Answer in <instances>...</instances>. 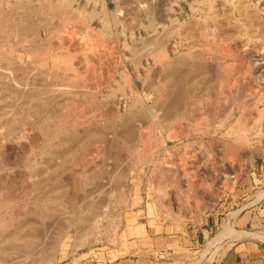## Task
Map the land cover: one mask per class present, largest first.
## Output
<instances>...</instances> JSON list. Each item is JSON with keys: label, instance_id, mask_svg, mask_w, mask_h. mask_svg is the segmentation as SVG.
I'll list each match as a JSON object with an SVG mask.
<instances>
[{"label": "bare ground", "instance_id": "bare-ground-1", "mask_svg": "<svg viewBox=\"0 0 264 264\" xmlns=\"http://www.w3.org/2000/svg\"><path fill=\"white\" fill-rule=\"evenodd\" d=\"M75 1L77 2V0H0V157L4 160L8 158H22L23 156H36L41 159L44 157H52L62 160L71 159L77 155H85L89 156V158H91V155L111 159L123 158V160L135 157V159L139 160L146 154L150 156L155 155L159 142L172 137L174 138V136L179 134L177 131L178 128L175 126V122H177L175 119L178 115L179 108H183V105H181L183 100L184 102L187 100L183 99V97L186 98L183 95L192 90L196 84H204L208 90L213 85V78H215L216 71L212 65L210 66L207 63V65L187 66L185 62L181 61L180 56L173 53V51L176 52V49L170 47V41L175 36V32L179 28L177 26L179 23L177 19H172L170 16L174 9L170 3L168 6L165 0H113L115 2V8L111 9L109 0H86L84 6L76 5L77 7L74 5ZM239 2V5H241L239 8H241L247 1L245 2L243 0L245 2L244 4L241 0ZM91 4H94V8L89 10ZM258 4L259 2L248 3L244 7L247 9L246 12L242 8V13L239 16L246 15L250 21H253L254 27H260L264 34V17ZM238 6L236 9H239ZM31 15L34 16V18L32 17V21L30 19L31 17H29ZM95 19L98 21L99 25L97 26L99 27L94 26L93 20ZM77 33L81 34L78 38L80 44L76 43V40L74 42V36ZM107 33L115 35L118 44L114 45L115 43L113 44L111 41L112 44L110 42L111 46H109V50L106 51L105 56L101 57L97 49L103 46L104 41L107 40H102ZM177 33L179 34V32ZM222 35H228L223 28L214 33L216 37ZM58 46H65L66 50L64 52L61 51V53L57 50V52H54ZM199 56L201 59L209 58L205 53ZM251 56L254 58L256 55ZM144 59L149 63L146 68L147 73L143 80L144 83H142L145 89L139 90L136 87V83L138 78H142L141 68L144 65ZM151 60L153 63H150L152 62ZM260 60L259 56H257L256 61ZM246 61V56L243 55L241 62L244 64ZM48 62L50 63V68H47L49 67L47 66ZM216 64L218 63L216 62ZM243 64L239 67L240 75L232 83L230 79V83L228 84V93L234 109L227 112L229 114H226V118V115L224 116V120L233 117L235 119L237 118L236 123L238 122V124H233V122L229 129L226 127L228 134L236 135V133H239L236 126L242 124L248 128L246 129L249 131V135L255 133L258 140L264 136V107L261 109L258 108L259 112L257 114L260 120H256L253 116L256 110L254 111L253 108H255L257 103L256 100L250 99L248 96H251L252 92H254L255 80L258 82L260 89H264V83L260 80L264 76L263 65L256 66L253 60L250 61V65H253L252 67L244 66ZM133 70L136 73L135 75ZM251 71L254 74V79H246V75ZM114 84L116 86L115 89L112 87ZM236 84H239V86L243 84L242 94L241 92L238 94V91V93H233L232 88ZM72 87H74V91H68L67 88L70 89ZM104 87H112V89L109 93H104ZM92 89H94L93 91L97 95V99L95 97L94 101L98 105L95 106L93 103L95 107H84V105L81 107L79 105V97L86 96L88 91ZM218 89L221 88L219 87ZM195 91H197V88ZM118 92L127 103L126 108L123 110L117 104L119 99L115 94ZM211 92L209 94L212 96L213 92ZM200 93L197 95H200ZM208 96V102L211 103L212 101L210 100L212 97L210 95ZM195 97L196 95H194ZM84 101L86 100L84 99ZM200 101L201 99L199 103ZM213 101L215 100L213 99ZM194 102H197V99ZM80 104L82 103L80 102ZM191 104L193 105L192 102ZM198 106L193 107L197 108ZM207 110H204L206 115H210L209 117H212V119L216 117L215 108H210L209 112ZM192 112L195 115L198 113V111L195 113L194 110ZM189 113L191 112L189 111ZM184 114L186 113L183 112L182 115ZM202 115L200 114L199 118ZM221 115L223 114L221 113ZM261 118L263 122H260ZM215 120L213 119L214 125L218 123H215ZM251 120L254 122L252 124H255L253 128L248 127ZM221 121L222 123L224 122L223 120ZM256 121L260 123H255ZM162 126L164 130H162ZM227 133L225 132V135ZM47 140H49V143L46 144ZM91 142L99 146L97 145L98 147L96 149L83 147L84 144H91ZM185 160L187 159L185 158ZM43 162L45 161L43 160ZM4 163H7V161H4ZM110 163L112 166L113 163ZM155 170L154 167L152 173H155ZM141 172L142 170L139 173ZM125 173L127 174L129 172L126 171ZM125 173L122 174V179L119 176H111L110 183L111 181L113 182L112 184L106 182L109 184V187L105 184V189L110 188L109 191H111L113 190L112 187H115V189L119 188L127 196H131L133 189L123 179L125 178ZM41 179H43L41 180L43 182L44 177ZM153 180L156 183L157 179L154 178ZM5 181L2 182L5 183ZM38 181L40 182L39 179ZM69 181L70 183L68 185H70V188L67 193L73 198L75 195H79L80 186L83 184L81 181L85 180L78 181L76 178L70 176ZM8 184L10 185V183ZM64 188L65 186L63 185L54 187L51 192L60 198L62 193H64L63 191H65L63 190ZM140 189L141 182L136 185L135 192L138 193ZM83 195L87 210V215L83 218L88 223H91L95 216L99 214L98 209L101 207L98 208L99 204H97L98 201L96 202L94 197L96 195H93V192H87ZM51 199L54 200L55 197L54 199L51 197ZM141 201L142 195L138 194L134 202L140 203ZM99 202L102 203V200L99 199ZM0 204L2 206V203ZM6 205L7 203L3 206L6 207ZM106 210L107 208H103L101 212H106ZM105 212L99 216H105ZM19 213L21 214V212ZM0 214L5 216L3 213ZM8 214L6 215L9 216ZM21 215L20 217H22ZM3 216L0 217L1 230L6 229L10 224L14 223V218L10 217V219L6 220L7 217L4 218ZM17 222L15 221L16 224H18ZM10 226L12 229V225ZM79 226L81 225L79 224ZM17 228L19 229V227ZM234 230L228 228L226 233L231 234ZM14 233L16 234L17 232ZM6 234L11 235L10 237L6 235V238L3 237L4 235L2 236L7 243V238L10 239L13 236V230L12 234ZM28 235L24 237L19 236L20 238L17 239L22 244L28 245ZM221 235L223 236L224 234ZM56 247L54 245L52 247L50 246L54 250ZM29 248H31L30 245ZM6 252L7 250L1 246L0 253ZM14 260L16 259L14 258ZM14 262L16 263V261Z\"/></svg>", "mask_w": 264, "mask_h": 264}, {"label": "rangeland", "instance_id": "rangeland-1", "mask_svg": "<svg viewBox=\"0 0 264 264\" xmlns=\"http://www.w3.org/2000/svg\"><path fill=\"white\" fill-rule=\"evenodd\" d=\"M239 1L240 0H233V2L232 0H165L168 6L169 3L173 6L174 12L172 11L170 16L172 19H177L179 24L176 25L180 28L177 29L175 36L170 41V47L176 49V52L173 51V53L180 56L181 61L185 62L187 66L207 65V63L210 66L212 65L213 68H215L216 75L215 78H213L214 82L209 88L210 90L206 89L204 84L199 83L193 86L194 89L192 88V90L183 95L186 97H183V99L187 100H185V102L183 100L181 104L183 108H179L178 115L175 119L177 121L175 122V126L178 128L176 129L179 134L174 136V138L172 137L159 142L158 152L156 151L155 155L150 156L146 154L139 160L135 159V157L123 160V158L111 159L93 155H91V158L85 155H77L74 158L62 160L52 157H44L41 159L36 156H23L22 158H8L4 160L0 157V161H2L0 162V203H2V206L0 204V208L2 209L0 213L5 215L3 216L0 214V217H7L6 220L10 219V217L14 218V223L18 221V224H10L12 225V229L10 225V227L8 226L6 229H0V248L2 246V248L7 250L6 253H0V264H66L79 256L85 258L99 257L104 259L107 258L109 254L111 257H117L120 254H126L131 251L129 238L134 235V233L130 230L126 231V223L128 221H137L138 218L139 221H146V223L166 221V224L172 223L174 226L178 224L183 227H193L195 222L201 219V216H203L205 212L214 209V203L220 198L223 199L222 201H226L231 205L236 203L237 205L234 204L235 209L237 206L242 207L247 204L250 196L253 200L264 194V180H262L264 178V136L257 140L255 133L249 135L248 128L241 123L239 124L243 127L241 125L236 126L239 133H236V135L228 134L227 131L230 126H232V123L238 124V122L236 123L237 118L235 119L233 117L224 120V116L229 114L227 112L234 109V105L231 103L228 93V84L230 83V79L232 83V81L240 75L239 67L243 64L241 62V57L243 55L246 56L247 61L243 64L244 66L252 67L253 65H250V61L253 60V62L256 63L254 65H263L262 69L264 71V34L260 27H254L253 21H250L246 15L239 16L243 9H245L243 11L246 12L247 9L244 7H246L248 3L259 2L258 6H260L259 9L262 11V16L264 17V0H244L245 2L247 1L246 3L241 0L243 4L245 3L241 8H239L241 6L239 5ZM85 4L86 0H77V2L75 1L74 3L75 7L84 6ZM109 4L111 9L115 8V2L113 0H109ZM237 6L240 11L236 9ZM93 8L94 4H91L89 10ZM29 17H31V21L34 18L32 15ZM93 23L94 26L99 25L96 19L93 20ZM227 27H229V29H227ZM218 28L226 30L228 35L214 36V33L219 31ZM258 30L261 31L259 32ZM177 32H179V34ZM80 35V33H77V35L74 36V42L77 41L76 43L80 44L78 41ZM102 40L106 41H104L103 46L97 49L101 57L105 56L106 51L109 50L111 41L113 44L115 43L114 45L118 44L117 38L112 33L104 35V39ZM57 48L54 52L57 50L61 53V51L64 52V50H66L65 46H58ZM204 53L209 58L201 59L199 55ZM250 53L256 56L253 58ZM257 56L261 59L260 61H256ZM143 62L144 65L141 68L142 78H138L136 83V87L139 90L145 89L142 83H144L143 80L147 73L146 68L149 64L146 59H144ZM216 62L218 64H216ZM150 63H153V61ZM47 66H49L47 68H50L49 62ZM133 73L134 75L136 74L134 70ZM246 76V79H254L252 71ZM260 80L264 83V76H262ZM112 87L115 89V84L112 85ZM112 87H104V93H109ZM219 87L221 89H218ZM235 87L232 88L233 93L238 91V94H240V92L242 94L243 84H240V86L236 84ZM72 88L67 89L68 91H74V87ZM196 88L197 91H195ZM93 90L94 89L91 91L89 90L86 96L79 97V105H81V107H83V105L84 107H95L98 105V103L94 101L97 95ZM225 90H227V92H225ZM210 92L212 96L209 94ZM199 93L200 95H197ZM115 95L120 100H118V106H120V108L122 107V110L125 109L127 105L125 100L122 99L119 92ZM194 95H196L195 98ZM208 95L212 97L210 100L212 101L211 103L208 102ZM201 96L202 98H200ZM198 98L201 99L200 103V99ZM248 98L256 100L257 104L255 108H253L256 112L253 113V116L256 120H260L257 112L264 107V89H260L256 80L254 92H252L251 96L249 95ZM84 99L86 101H84ZM193 99H197L199 104L194 102L195 100ZM213 99L215 101H213ZM80 102L82 104H80ZM195 105L198 107L194 108L196 107ZM210 108H215L216 117L213 119H216L215 123L218 122L215 125L213 124L214 121L212 117L206 115L205 112L206 109H208L207 111L209 112ZM192 110H194L195 113L198 111V113L195 115ZM182 111L187 114H184L187 118L182 115ZM189 111L191 113H189ZM199 113L201 115L203 114L200 118ZM226 117L227 115L225 118ZM221 120L224 122L222 123ZM263 121L261 118L260 122ZM219 122L222 125H220ZM257 122L258 124L260 123L259 121L255 123ZM252 123L254 122L251 120L248 127L253 128L255 124ZM178 125L180 126L178 127ZM226 127L228 128L227 130ZM161 128L164 130L163 126ZM182 129L185 131L184 133L181 131ZM225 132L227 133L226 135ZM48 141L49 140L46 141V144L49 143ZM247 142L250 143L247 144ZM97 145L98 144H93L91 142V144H84L83 147L96 149L99 146ZM185 158L187 160H185ZM58 159L60 160L58 161ZM106 159H108L107 161L109 162L108 164L111 170L109 166H107ZM12 160H17V162ZM43 160L45 162H43ZM4 161H7L8 164L4 163ZM110 162L113 163L112 166ZM76 163L80 164L78 165ZM54 164L56 165L54 166ZM154 167L157 171L155 170V173H152ZM141 170L142 172L139 173ZM112 171L114 172L112 173ZM126 171L129 173L126 174ZM124 173L125 178L123 179L126 180L133 189L131 196H127L125 192L119 188L115 189V187H112L114 191H109L110 188L107 190L105 189V184L109 187V184L113 182L111 181L110 183L111 176H119V178L122 179V174ZM69 175L72 178H76L78 181L85 180L81 181L83 182V186H80L79 195L77 194L73 198L67 193L70 188V185H68L70 183ZM43 177L44 181L42 182L41 180L43 179L41 178ZM154 178L157 179L156 183L153 182L155 181L153 180ZM256 178L262 181L255 182ZM2 181H5V183ZM140 182V193H136L135 187L137 184H140ZM8 183H10V185ZM3 184H5V187L2 186ZM62 185L65 186L63 189L65 191H63L64 193H62V196L60 195L61 197L59 198L51 192V190H53L54 187ZM89 186H92L93 189ZM87 192H93V195H96L94 197L96 202L98 201V208L101 207V210L98 209L99 214L95 216L91 223H88L85 218H83L87 215L83 194ZM1 194L3 195L1 196ZM138 194L142 195V201L140 203L134 202ZM51 197L53 199L55 197V199L52 200ZM99 199L102 200V203H100L101 201L99 202ZM4 203H7L6 207L3 206L5 205ZM105 207L107 208L106 212L104 211L106 215L103 217L99 216L104 214V212L101 211L103 208L106 209ZM10 210H13L12 212H14L16 216L14 213L11 214L12 212ZM18 211L21 212L22 215ZM7 213H9V216L6 215ZM20 215L22 217H20ZM27 215L29 216L27 217ZM79 224L81 226H79ZM17 227H19L20 230ZM14 229L18 230L15 231ZM226 230L224 233L218 230L211 234L208 239L209 246H211L217 238L220 239L222 236L221 233L225 234ZM2 231L12 234L14 237L12 236L10 239L7 238L6 243L4 238L7 236L10 237L11 235L4 234V232L2 234ZM14 232L17 233L15 234ZM1 234L2 236L4 235V238H2ZM27 235L29 239L27 237L26 239L29 240V244L24 245L18 239ZM32 235L34 236L32 237ZM52 244L57 246L55 250L50 248V246H53ZM29 245L31 248H29ZM14 258L16 260H14ZM14 261H16V263Z\"/></svg>", "mask_w": 264, "mask_h": 264}, {"label": "crops", "instance_id": "crops-1", "mask_svg": "<svg viewBox=\"0 0 264 264\" xmlns=\"http://www.w3.org/2000/svg\"><path fill=\"white\" fill-rule=\"evenodd\" d=\"M251 198L235 209L236 203L220 198L193 227L128 221L126 231L134 233L129 238L131 251L104 259L79 256L66 264H264V194ZM227 228L235 230L209 246V236Z\"/></svg>", "mask_w": 264, "mask_h": 264}]
</instances>
